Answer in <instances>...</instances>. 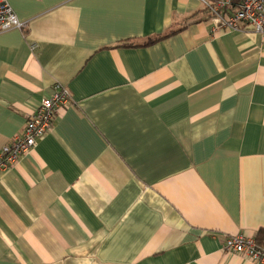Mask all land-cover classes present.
<instances>
[{
    "label": "crops",
    "instance_id": "crops-1",
    "mask_svg": "<svg viewBox=\"0 0 264 264\" xmlns=\"http://www.w3.org/2000/svg\"><path fill=\"white\" fill-rule=\"evenodd\" d=\"M9 4L0 149L71 99L0 172V264H256L223 244L264 230V32L212 34L200 0Z\"/></svg>",
    "mask_w": 264,
    "mask_h": 264
},
{
    "label": "built area",
    "instance_id": "built-area-1",
    "mask_svg": "<svg viewBox=\"0 0 264 264\" xmlns=\"http://www.w3.org/2000/svg\"><path fill=\"white\" fill-rule=\"evenodd\" d=\"M208 12L207 22L212 34L225 30H252L264 32V0H200ZM12 10L9 0H0V32L22 28ZM70 93L63 85H56L54 91L43 97L34 111L27 117L21 133L0 149V172H4L29 152L52 128L58 110L70 102ZM224 250L242 255L256 264H264V245L255 237L244 234L225 238Z\"/></svg>",
    "mask_w": 264,
    "mask_h": 264
},
{
    "label": "trees",
    "instance_id": "trees-1",
    "mask_svg": "<svg viewBox=\"0 0 264 264\" xmlns=\"http://www.w3.org/2000/svg\"><path fill=\"white\" fill-rule=\"evenodd\" d=\"M203 9H204V12L206 13V17L208 18L207 10L205 8H203ZM191 18H194V16L191 17ZM195 20H197V19H195ZM179 30L180 29H172L171 28V29L167 30L164 33L148 36L142 42V45H150L152 43H155V42H157V41H159V40H161V39H163L165 37H168V36L178 32ZM136 45L137 44L134 42V39H131V40L124 41V42L120 43L117 46H120V47H132V46H136ZM256 240L258 241L259 244L264 245V230H260L257 233Z\"/></svg>",
    "mask_w": 264,
    "mask_h": 264
}]
</instances>
